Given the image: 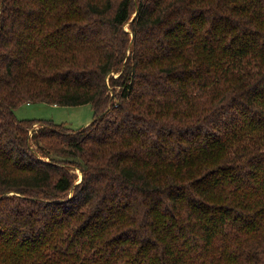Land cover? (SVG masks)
Here are the masks:
<instances>
[{"label":"trees","instance_id":"obj_1","mask_svg":"<svg viewBox=\"0 0 264 264\" xmlns=\"http://www.w3.org/2000/svg\"><path fill=\"white\" fill-rule=\"evenodd\" d=\"M0 264H264V0H0Z\"/></svg>","mask_w":264,"mask_h":264},{"label":"rangeland","instance_id":"obj_2","mask_svg":"<svg viewBox=\"0 0 264 264\" xmlns=\"http://www.w3.org/2000/svg\"><path fill=\"white\" fill-rule=\"evenodd\" d=\"M18 119L49 120L56 124H63L72 129L85 127L94 118L91 104L77 106H57L47 103H24L15 109ZM39 122L33 124L32 129L38 128ZM78 180L82 174L76 169Z\"/></svg>","mask_w":264,"mask_h":264},{"label":"water","instance_id":"obj_3","mask_svg":"<svg viewBox=\"0 0 264 264\" xmlns=\"http://www.w3.org/2000/svg\"><path fill=\"white\" fill-rule=\"evenodd\" d=\"M81 178H82V176H81ZM81 178H80V179H81Z\"/></svg>","mask_w":264,"mask_h":264}]
</instances>
